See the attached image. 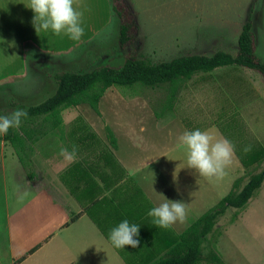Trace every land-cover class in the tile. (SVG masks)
<instances>
[{
  "label": "crops",
  "instance_id": "1",
  "mask_svg": "<svg viewBox=\"0 0 264 264\" xmlns=\"http://www.w3.org/2000/svg\"><path fill=\"white\" fill-rule=\"evenodd\" d=\"M27 5L28 0H0V84L20 83L26 79L30 72L29 49L35 55L65 56L78 45L91 41L110 23L108 0H73V7L82 12L84 31L78 41H72L62 35L36 33L32 26L33 13ZM240 67L221 68L235 69L240 76L244 73L240 72ZM240 79L243 85L252 84L258 89L252 80L250 83ZM232 84L231 80L229 85L235 87ZM243 94L247 96L244 91L237 97L242 98ZM262 94L264 96V91ZM263 96L260 95L264 99ZM101 100L98 113L92 112L94 110L88 105L73 107L91 110L76 116L75 124L68 121V112H61L62 123L40 137L28 154L29 170L42 185L26 183L30 195L17 209L20 219L8 225L10 264H154L175 248L179 236L205 214L196 209L203 204L199 175L190 172L183 160H173L171 138L160 135L158 116L142 109L135 115L140 116L136 121L119 116L113 122H104L101 113L91 115L99 114ZM118 101L127 105L128 101L140 103L142 100L120 97ZM118 101L113 100V104ZM235 102L233 100V104ZM239 111H242V121L248 118L244 110ZM102 125L105 127L100 130ZM150 125L155 129H149ZM248 145L253 146L247 152L264 150L260 143ZM61 147L74 148L76 158L65 162L58 155ZM5 160L14 166L11 173L15 180L24 175L26 171L14 155ZM241 164L248 180L255 172L256 163ZM240 178L237 175L232 186ZM164 197L186 203L185 220L167 229L154 226L147 216L149 208L163 202ZM123 219L140 226V243L136 248L126 245L123 249H115L107 240L111 227ZM224 230L225 235L228 233L227 228H223L216 241L219 247L214 249L221 264H254L245 260L235 262L221 248ZM15 242L17 246L13 245ZM207 245L211 249L210 243ZM198 264L213 263L203 260ZM257 264H264L263 258Z\"/></svg>",
  "mask_w": 264,
  "mask_h": 264
},
{
  "label": "rangeland",
  "instance_id": "2",
  "mask_svg": "<svg viewBox=\"0 0 264 264\" xmlns=\"http://www.w3.org/2000/svg\"><path fill=\"white\" fill-rule=\"evenodd\" d=\"M108 5L109 26L91 41L70 50L67 55H35L32 49H29L30 72L26 79L20 83L0 84V115H8L17 108L25 110L53 95L57 84L52 75L58 71L77 72L101 66L120 67L129 57L145 58L158 63L183 55H213L217 51L235 56L239 33L248 20L251 21L254 34L255 55L264 63V0H121L120 11L112 9L109 0ZM126 17L130 18L134 25L130 31L132 40L121 46L118 38L119 27ZM32 58L39 59L31 60ZM35 62H39L38 65ZM240 68V72L244 71L240 76L238 71L228 68L203 75L197 74L181 85L173 99L168 85L156 88L140 84L134 85L133 88L111 87L103 95L99 114L97 112L91 115L101 113L104 122H113L119 116H126L127 121H136L140 116L135 115L142 109L144 112L156 114L160 135L163 138H171L173 160H183L179 136L185 130H207L214 140L230 138L234 151L231 163L224 169V175L211 179H201L199 176V191H203V204L196 209L206 213L226 196L237 175L238 178L242 176V183L247 181L248 175L240 166V154L245 152L243 149H250L253 145L248 144L253 143H260L264 147V99L260 97L264 91V75L253 69L242 66ZM239 77L249 80L250 83L252 80L258 89L252 84L243 85ZM231 80L235 87L229 85ZM244 91L247 96L243 94V99L237 97V94ZM120 97L138 98L142 101H128L125 105L118 101ZM113 100L118 102L113 104ZM233 100L236 101L234 104ZM244 101L248 102L243 103ZM239 110H244L248 118L245 117L242 121V111ZM63 112H68V121L75 124L78 119L76 116L85 115L84 112L91 110L70 108ZM63 117L66 119L65 114ZM211 126L217 128L218 133ZM104 127L102 125L100 130ZM149 129L155 128L150 125ZM258 148L260 147L257 146ZM13 155L19 161L16 149L3 141V135H0V264H10L7 255L8 225L20 219L17 209L30 195L26 183L42 185L35 175L30 177L29 163L22 166L26 171L22 177L19 175L18 180L13 178L11 169L14 166L5 160ZM25 155L27 160L28 153ZM189 171L193 172L192 169ZM234 213V209H229L219 220L213 233L208 236L207 242L210 243L211 249L219 247L216 242L218 234L223 228H227L228 233L225 235L224 230L220 245L235 262L245 260L257 264L261 258L264 261V184L246 209L232 222ZM13 245L17 246V242ZM203 256H206L205 251Z\"/></svg>",
  "mask_w": 264,
  "mask_h": 264
},
{
  "label": "trees",
  "instance_id": "3",
  "mask_svg": "<svg viewBox=\"0 0 264 264\" xmlns=\"http://www.w3.org/2000/svg\"><path fill=\"white\" fill-rule=\"evenodd\" d=\"M120 1L109 0L112 9L120 11ZM129 11L131 12V9ZM133 27L132 20L127 17L120 24L118 38L121 46L132 40L130 31ZM252 33L251 21L248 20L239 33L235 56L217 51L213 55H183L158 63L145 58L129 57L120 67L101 66L77 72H55L52 76L57 87L53 95L26 108L24 111L27 116L22 119L19 128L9 129L8 133L3 135V141L16 149L23 166L27 163V156L24 154H29L40 137L62 123L61 112L80 105H88L98 112L100 100L111 87L133 88L134 85L140 84L156 88L168 85L173 99L183 83L190 81L197 74H207L217 68L242 66L264 75V63L255 55ZM112 143L115 144L113 138ZM26 149L27 151H22ZM240 158L246 166L256 163L255 173H251L245 183H242V178L236 180L230 192L186 229L179 236V243L175 248L154 264H198L203 260L221 264L214 250L210 249L209 245L206 246L208 236L213 233L219 220L229 209L235 210L232 218L234 222L264 184V150H252L240 154ZM30 177H33V174ZM203 251L206 256H203Z\"/></svg>",
  "mask_w": 264,
  "mask_h": 264
},
{
  "label": "clouds",
  "instance_id": "4",
  "mask_svg": "<svg viewBox=\"0 0 264 264\" xmlns=\"http://www.w3.org/2000/svg\"><path fill=\"white\" fill-rule=\"evenodd\" d=\"M26 7L33 13L32 26L36 33L62 35L72 41H78L83 35L82 12L73 7V0H28ZM26 116L27 112L19 108L8 115H0V135H6L9 129L19 128ZM179 144L183 150L186 168L192 169L201 177L211 179L223 176L225 167L231 163V142L225 138L214 140L207 130H185L179 136ZM243 150L249 149L245 147ZM58 155L69 163L76 158L74 148L69 150L61 147ZM147 216L151 217L154 226L167 229L185 220L186 203L164 197L163 202L149 208ZM139 228V225L123 219L111 227L107 240L115 249H123L126 245L136 248L140 243Z\"/></svg>",
  "mask_w": 264,
  "mask_h": 264
}]
</instances>
